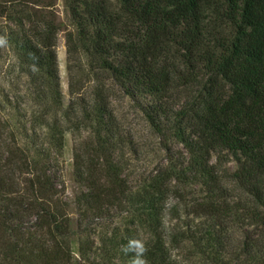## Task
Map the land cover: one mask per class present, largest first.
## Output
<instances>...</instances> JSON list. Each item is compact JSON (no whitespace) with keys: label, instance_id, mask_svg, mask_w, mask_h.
I'll list each match as a JSON object with an SVG mask.
<instances>
[{"label":"trees","instance_id":"1","mask_svg":"<svg viewBox=\"0 0 264 264\" xmlns=\"http://www.w3.org/2000/svg\"><path fill=\"white\" fill-rule=\"evenodd\" d=\"M63 1L68 105L56 0H0V264H73L75 235L81 264H264V0ZM117 93L184 149L136 184ZM85 130L75 233L54 171Z\"/></svg>","mask_w":264,"mask_h":264},{"label":"rangeland","instance_id":"2","mask_svg":"<svg viewBox=\"0 0 264 264\" xmlns=\"http://www.w3.org/2000/svg\"><path fill=\"white\" fill-rule=\"evenodd\" d=\"M54 12L56 13L57 20L61 26V31L58 35V65L59 76L61 83V90L63 101L65 105L69 104L71 95L69 91V76L66 69V33L70 30V23L67 19L64 1L56 0ZM9 77L16 78L17 75L13 71H9ZM115 111L118 116L117 122L114 123L116 127L117 138L122 140L124 145L123 150L119 153L118 157L128 165V174L131 173L132 183L136 184L141 177H148L157 173L161 168L166 165L167 159L173 154L178 155L179 152H184V149L173 138L169 140L171 134L161 129L165 124L157 123L159 128L153 123H150L146 114V104L148 100L145 97L137 96L132 99L121 93L116 94L115 98ZM163 124V125H162ZM162 125V126H161ZM90 140L88 131L83 132H69L65 136V150L64 155L59 162V167L54 171L55 184L60 189L63 199L69 204V214L71 217V228L73 232L78 230V208L77 200L84 188L78 183L74 171V152L75 147L84 148V144ZM121 225L112 221H104L101 227H110L112 225ZM91 225H95L91 223ZM72 250L74 252L73 264H81L79 256V246L81 239L75 235L71 239Z\"/></svg>","mask_w":264,"mask_h":264},{"label":"clouds","instance_id":"3","mask_svg":"<svg viewBox=\"0 0 264 264\" xmlns=\"http://www.w3.org/2000/svg\"><path fill=\"white\" fill-rule=\"evenodd\" d=\"M123 252L125 255H128L129 253L132 254L131 256V264H146V261L144 260V246L143 244L138 240H130L124 247Z\"/></svg>","mask_w":264,"mask_h":264}]
</instances>
